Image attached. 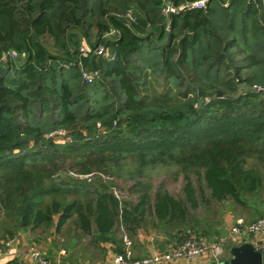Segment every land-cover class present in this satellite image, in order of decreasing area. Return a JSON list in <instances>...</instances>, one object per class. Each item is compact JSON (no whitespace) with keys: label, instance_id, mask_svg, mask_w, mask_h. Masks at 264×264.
<instances>
[{"label":"trees","instance_id":"1","mask_svg":"<svg viewBox=\"0 0 264 264\" xmlns=\"http://www.w3.org/2000/svg\"><path fill=\"white\" fill-rule=\"evenodd\" d=\"M194 1L0 0V254L23 230L61 237L64 262L124 253L122 231L165 252L192 236L221 241L224 218L202 204L264 206V176L248 167L264 165V99L237 94L264 87V0L163 14ZM67 163L134 182L138 202L57 181ZM173 169L183 198L146 181ZM58 250L43 251L55 261Z\"/></svg>","mask_w":264,"mask_h":264},{"label":"built area","instance_id":"2","mask_svg":"<svg viewBox=\"0 0 264 264\" xmlns=\"http://www.w3.org/2000/svg\"><path fill=\"white\" fill-rule=\"evenodd\" d=\"M188 8L193 9H204L206 8V1L199 0L186 4L183 7H176L172 4L167 3L163 6V14L165 16L170 15L175 12L185 11ZM132 12L129 11L128 17H131ZM115 32L107 34L106 37L110 39L111 35ZM82 53L86 56L89 53L87 47L81 49ZM98 55H104L106 49L103 46H100L96 49ZM113 56H115L113 54ZM83 78L86 82H92L93 76L83 74ZM252 91L257 92L263 96L264 99V87L260 85H254L251 88ZM58 134H62L58 132ZM62 136V135H61ZM231 236L234 237H243L248 235H256L257 241L254 243V248L256 251L264 254V215L254 222L247 223L244 219H238L230 230ZM126 250L124 253H115L109 255L106 261H98L96 263L88 261H78L77 263L73 262H64V257H66V251L59 252V255L55 261L49 260L46 257L44 251L37 246H30L25 252V258L34 261L36 264H193L199 259L210 258L211 260H216L219 264L222 263L223 253H224V241L206 243L204 241L198 240L196 237L192 236L191 239L187 240L183 245L173 248L169 251L159 252L156 251L149 256L142 258L134 257L132 252V243L131 241L124 237ZM4 253L0 254V264H7L3 261Z\"/></svg>","mask_w":264,"mask_h":264},{"label":"rangeland","instance_id":"3","mask_svg":"<svg viewBox=\"0 0 264 264\" xmlns=\"http://www.w3.org/2000/svg\"><path fill=\"white\" fill-rule=\"evenodd\" d=\"M116 34V33H115ZM115 34L111 35V39L114 38ZM93 39V38H92ZM94 40V39H93ZM163 45V43H160ZM50 51L54 52V48H50ZM19 63H22L23 60L20 58H16ZM151 80H154L153 77ZM153 82V81H152ZM153 85L157 88L158 92H162V87L160 86V83H153ZM248 90H251L248 86L246 85H239L238 87V93H246ZM263 98V96H262ZM62 134L60 135H65V132H61ZM253 167L257 168L258 170L261 171V173L264 176V165L260 162V160L256 158L249 159L248 162V167ZM59 172V177L57 178V181H69V178L75 179L78 178L81 182H87L89 184H100L104 183L107 185L109 188L112 189L113 193L120 199L127 201L131 206L133 204L138 202L137 195L136 193L133 192V184L134 182H130L118 177H109L102 172L94 171L91 174H81L80 173V168H76L75 170L70 169V165L65 164L64 168H61ZM189 176L194 180V183L196 186L198 185L196 175L193 173V171L188 172ZM69 177V178H68ZM149 183H151L154 187V189H158L160 187H165L167 191L171 194L174 195L177 198H183V188L186 184V180L184 179V173L176 171V169H173L171 171L169 170H161L158 171L157 173L152 174V176L148 179H146ZM198 187V186H197ZM219 207V210L217 209ZM225 205L222 204H217L210 209H208L204 204L200 206L199 209V214L200 215H209L210 217H213L214 219H223L224 218V238L227 237V222H226V211ZM214 210L215 215L213 216L210 211ZM221 211V212H220ZM211 214V215H210ZM223 217V218H221ZM4 218V213L2 210H0V228H1V221ZM49 232H44L43 230H38L36 233H32L29 231H19L16 237L13 240H10L11 244L10 247H18V249H28L30 246H37L40 247L42 250L48 251L50 247L56 246L59 248L58 252L65 251V249L61 246L62 239L59 236H49ZM122 236L123 239L124 237L128 238L125 233L122 231ZM39 239V240H38ZM130 240V238H128ZM37 240L39 242H37ZM131 241V240H130ZM204 242L209 243V241L204 240ZM132 243V241H131ZM36 244V245H35ZM109 255H112V253L106 254L104 258L98 253L96 255V260L92 261L90 259H81L86 260L88 262H93L96 263L98 261H106ZM223 258L222 262L228 261L229 260V255H228V243L224 245V253H223Z\"/></svg>","mask_w":264,"mask_h":264},{"label":"crops","instance_id":"4","mask_svg":"<svg viewBox=\"0 0 264 264\" xmlns=\"http://www.w3.org/2000/svg\"><path fill=\"white\" fill-rule=\"evenodd\" d=\"M264 213V206L255 205L250 208L241 209L238 208L232 203H229V211L226 212V222H227V237L222 238L221 240L224 241L225 244L228 243V255L229 260L232 258L230 255L231 248L234 246H241L243 244H253L257 241L256 235H248L243 237H234L231 236L230 230L234 223L242 218L247 223L254 222L258 220L261 215ZM154 242V238L152 236H144L142 233L139 234V243H135L133 247L132 244V252L134 257L142 258L145 256H149L154 252L158 251ZM108 253H112L111 246H107ZM27 249H18V247H9V249L3 255V261L7 264H36L34 261L25 258L24 252ZM59 255V253H58ZM57 255V256H58ZM213 260L210 258H202L194 262L193 264H211ZM225 261V260H224Z\"/></svg>","mask_w":264,"mask_h":264},{"label":"water","instance_id":"5","mask_svg":"<svg viewBox=\"0 0 264 264\" xmlns=\"http://www.w3.org/2000/svg\"><path fill=\"white\" fill-rule=\"evenodd\" d=\"M232 258L220 264H264V254L255 250L253 244H243L231 248ZM211 264H219L213 260Z\"/></svg>","mask_w":264,"mask_h":264}]
</instances>
